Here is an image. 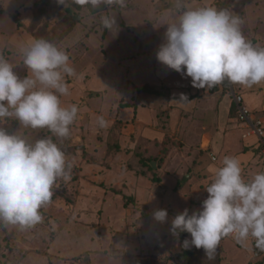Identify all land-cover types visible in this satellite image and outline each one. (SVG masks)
<instances>
[{
  "label": "rangeland",
  "instance_id": "1",
  "mask_svg": "<svg viewBox=\"0 0 264 264\" xmlns=\"http://www.w3.org/2000/svg\"><path fill=\"white\" fill-rule=\"evenodd\" d=\"M206 1L187 2L191 7L229 8L242 21L247 5L264 6V0ZM173 14L172 0H124L123 6L98 8L80 6L73 0H66V6L57 0H0V56L23 78L28 70L18 46L39 38L51 41L68 54L75 70L74 76L65 77L69 92L60 97L61 106L78 107L65 138L47 128H25L14 118H6L0 125L29 143L51 138L71 165L66 168L70 178L56 180L51 201L40 209L41 222L32 227L0 222V264L251 263L254 246L250 240H225L218 245L215 259L208 260L202 248L183 247V241L191 239L189 233L177 238L170 227L172 219L185 209L190 214L201 209L208 196L205 188L226 156L240 161L246 182L263 173L259 152L248 147L254 141L245 138L236 120L232 89L249 110L259 114L264 111V82L247 87L225 80L214 93L224 96L220 125L194 120L179 127L177 119L170 118V132L162 139L137 137L112 110L118 98L135 92L127 79L137 83L154 80L157 56L148 52V46L159 49L156 45L165 36ZM102 15L115 16L118 28H104ZM254 16L250 13L241 29L245 38L247 34L263 37V44L264 26L261 23L255 31ZM102 76L105 89L98 88ZM185 79L177 72L166 83L181 85ZM95 87L100 90H93ZM194 89L200 90L190 86L186 91ZM99 117L107 121L106 128H99ZM158 209L168 212L167 223L154 220Z\"/></svg>",
  "mask_w": 264,
  "mask_h": 264
},
{
  "label": "clouds",
  "instance_id": "2",
  "mask_svg": "<svg viewBox=\"0 0 264 264\" xmlns=\"http://www.w3.org/2000/svg\"><path fill=\"white\" fill-rule=\"evenodd\" d=\"M66 6V0H57ZM93 7L124 5V0H73ZM108 30L118 28L115 16L102 15ZM242 19L229 8L191 7L187 0H174V14L166 23L164 43L157 60L170 70L190 77L192 87L210 89L225 80L247 87L264 82V48L248 41L241 29ZM27 75L21 78L13 65L0 56V125L14 118L25 128H47L59 138L69 135L78 107L61 106L60 97L69 92L65 77L75 75L68 54L44 38L18 46ZM185 93L171 103H191ZM99 128H106L103 117ZM64 152L51 138L29 143L19 134L0 126V222L32 227L41 222L40 209L51 201L58 178L69 179ZM207 198L198 211L185 209L171 221L170 232L179 237L189 233L183 247L205 251L215 259L222 238L232 236L244 243L249 237L264 251V173L251 181L242 176L240 161L226 156L215 178L205 188ZM153 218L167 223L168 212L158 209Z\"/></svg>",
  "mask_w": 264,
  "mask_h": 264
},
{
  "label": "crops",
  "instance_id": "3",
  "mask_svg": "<svg viewBox=\"0 0 264 264\" xmlns=\"http://www.w3.org/2000/svg\"><path fill=\"white\" fill-rule=\"evenodd\" d=\"M206 2L205 3L208 4L210 0H207ZM243 10L245 11V17L242 23L245 20H248V18L250 17V13H254L255 16L253 17V19L255 21V26L253 27L252 25V28H254V30L258 32L259 25L262 23V25L264 26V6L247 5L245 8H243ZM246 39L248 41H250L251 39H255L256 43L254 45L264 48V43H260V41L263 40V37L258 38L257 35L247 34ZM163 43L164 37H162L159 45L157 44L156 46L160 47V45ZM150 46L151 44L148 46V48H150L149 51L148 49L146 51H152V54L155 56L159 49L157 51H154L153 46ZM153 73L155 75V78L151 83H137L132 78L127 79V81L130 82L131 88L135 92L128 94L125 99L121 97L118 98V101L114 103V109L112 108L113 113L115 110V114L118 120L123 121L126 128L131 130L137 137L141 139L147 137H151L154 139L164 138L166 134L170 132L169 128L173 124L171 120L174 118L177 119V122L175 123L179 127L180 125H191V122L194 120L201 123H212V126H214L215 123H217V125H220L223 122L224 114L221 107L224 96L221 97L218 94L211 93L210 89H200L199 91H196L194 89L191 92L186 91L188 87L192 86L190 77H187L181 83V85L177 84L176 86H171L167 84L166 80L171 75L177 72L168 69L158 60L157 64H154ZM129 74L130 72L127 71V78ZM99 79L101 80V87L98 88L105 89L106 82L104 80V77L102 76ZM92 84L93 86H91ZM89 85L90 87H94V82H90ZM146 87L152 88V90L159 89V91L156 93L151 90L148 91L149 88L145 91ZM98 88L95 87L92 89L96 90ZM179 90H181L182 93L187 94L189 100L192 102L187 103L185 106L171 103L174 98H179ZM122 99H124L123 102H121ZM101 104L102 103L100 102V106ZM231 105L232 102L229 103V108L226 112L227 116L229 115ZM101 108L103 109V106H101ZM187 109H189L190 111L185 112L187 111ZM217 111L218 113H216ZM145 113H147L146 116ZM249 146L251 145H248V147Z\"/></svg>",
  "mask_w": 264,
  "mask_h": 264
},
{
  "label": "built area",
  "instance_id": "4",
  "mask_svg": "<svg viewBox=\"0 0 264 264\" xmlns=\"http://www.w3.org/2000/svg\"><path fill=\"white\" fill-rule=\"evenodd\" d=\"M172 2H174V0H172ZM232 91L236 120L240 129L244 130L245 138L254 141L251 147L255 148V150L259 152L260 164L264 173V111L259 114L252 112L247 108V106L244 105L243 97L239 94H236L233 89ZM228 239L231 240L234 238L231 235L222 238L219 245ZM247 240H250L254 246V254L251 258L250 264H259V262L264 259V251H260L255 247V240L253 238L249 237Z\"/></svg>",
  "mask_w": 264,
  "mask_h": 264
},
{
  "label": "trees",
  "instance_id": "5",
  "mask_svg": "<svg viewBox=\"0 0 264 264\" xmlns=\"http://www.w3.org/2000/svg\"><path fill=\"white\" fill-rule=\"evenodd\" d=\"M105 34H106V29L104 30V36H105ZM218 85H216L215 87L210 88V92L211 93H216L218 91ZM143 91H144V89H143ZM145 91H146V89H145ZM234 112H235V108H234ZM235 116H236V112H235Z\"/></svg>",
  "mask_w": 264,
  "mask_h": 264
}]
</instances>
